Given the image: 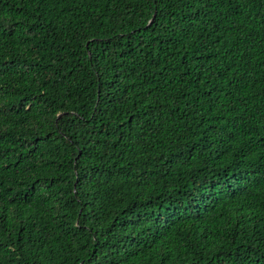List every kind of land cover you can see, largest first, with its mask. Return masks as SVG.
<instances>
[{
  "label": "trees",
  "instance_id": "obj_1",
  "mask_svg": "<svg viewBox=\"0 0 264 264\" xmlns=\"http://www.w3.org/2000/svg\"><path fill=\"white\" fill-rule=\"evenodd\" d=\"M0 264H264V0H0Z\"/></svg>",
  "mask_w": 264,
  "mask_h": 264
}]
</instances>
